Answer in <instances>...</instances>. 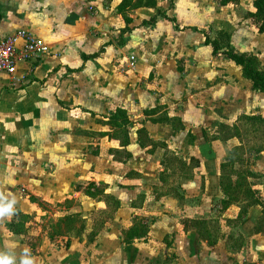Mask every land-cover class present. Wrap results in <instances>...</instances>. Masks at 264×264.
Segmentation results:
<instances>
[{"label":"rangeland","instance_id":"1","mask_svg":"<svg viewBox=\"0 0 264 264\" xmlns=\"http://www.w3.org/2000/svg\"><path fill=\"white\" fill-rule=\"evenodd\" d=\"M141 2L146 5L120 12L124 21L115 10L102 18L108 64L52 76L58 68L27 90L0 77V195L16 198L15 214L0 216V251L12 252L16 264L24 249L34 264H264V91L205 43L206 37L223 43L222 31L264 70L253 0ZM18 6V14L0 16V28L35 23L34 8ZM17 29L28 30L11 32ZM115 103L127 107L132 127L146 109L144 118L171 120L182 130H157L167 143L160 145L168 167L159 173L155 198L153 160L135 162L147 173L137 192L120 189L125 167L112 163L118 153L82 137L93 117L71 109L97 104L105 116ZM108 118V124L128 121L123 110ZM76 123L72 140L67 131ZM101 151L113 165L102 162L111 181L90 186L71 176L80 158L75 152ZM95 157L90 171L98 166ZM221 178L229 182L226 193ZM111 186L121 207L102 194Z\"/></svg>","mask_w":264,"mask_h":264},{"label":"crops","instance_id":"2","mask_svg":"<svg viewBox=\"0 0 264 264\" xmlns=\"http://www.w3.org/2000/svg\"><path fill=\"white\" fill-rule=\"evenodd\" d=\"M120 2L121 0H0V16L7 15L6 17H8L10 14L12 16L18 14V11L21 9L20 6L17 7L18 4L24 5L27 11L33 12L32 9L34 8L35 13H32V15H36V17L33 16V19H36L34 24L17 25L15 23L5 28H0V33H3L0 34V38L10 34L13 28L21 26L28 29L27 31L42 37L49 48L47 53L33 61V70L29 80L24 85L16 87H24L27 90L30 86H28L29 83L36 82L37 80L42 81L48 72H55L58 68L59 70L52 76L55 77L62 70H64L66 75L80 73L88 70L94 64H99L98 62L100 64H108L102 57L109 43L101 23L107 10L109 12L115 10V13L124 21L121 13L117 10ZM138 8L140 7L135 9ZM40 63L43 64L40 66ZM121 65L120 67H122ZM24 66L26 67L27 65ZM0 77L4 78L8 84H11L6 74L0 72ZM156 106H151L148 110L154 109ZM71 109L85 111L93 117V126L89 128V131L82 132V137L85 136L94 141L108 143L111 146L110 150L118 153V158H114L112 163L125 167V173L120 178L124 180L126 185L120 187V189L125 191L132 190L134 193L137 192L139 190L138 185H143V182H145L147 173L141 164H135V162L141 157H144L145 160H153L155 168L153 174L155 177L156 173L157 180L155 179L156 182L150 186V189L153 198H155L156 192L154 191V187L155 184L160 182L159 173L165 167H168L166 164L164 166V152L166 149L160 145L162 142H165L166 145L167 143L163 140V137L158 135L157 130L161 126L169 127L170 132L174 134H178L182 130L172 128L171 120L162 121L144 118L143 111L146 109L142 111L144 121L141 120L135 127H132L133 124L130 123L131 118L127 107L118 103H115L110 113L105 116L101 113L103 112L102 107L97 104L88 107L77 105ZM117 110H123L128 121L125 124H117L114 121L108 124V116H113ZM168 117L170 119L172 117L179 118L181 124L184 126L181 117L169 114ZM76 126L77 123L69 127L67 131L70 133V139L72 140L73 136L77 134ZM143 134H145L146 139H143ZM147 142L155 145L147 148L145 146ZM67 153L71 157L74 155V153L68 150ZM75 153H78L80 157L77 159L79 163L75 161L71 174L76 180L86 179L87 183L94 182L96 185H99V181H111L114 175L104 170L105 165L102 162L107 163L109 166L113 165L109 163L111 162L109 161L110 157L103 155L104 152L101 151L98 155H102H95L96 157L87 153ZM111 155L114 156V154ZM93 157L96 160L99 159V162L97 168L94 171H90L91 169L87 168V164H89ZM127 174L131 175L128 176ZM114 188L119 189V187ZM103 193L113 196L117 200L119 207L122 206L112 186L104 187ZM128 200V204L130 205L133 198L131 197Z\"/></svg>","mask_w":264,"mask_h":264},{"label":"trees","instance_id":"3","mask_svg":"<svg viewBox=\"0 0 264 264\" xmlns=\"http://www.w3.org/2000/svg\"><path fill=\"white\" fill-rule=\"evenodd\" d=\"M148 1H149L148 3L149 5L154 4V0H148ZM219 1L221 4H227V3H235L237 0H219ZM143 5H146V3H142L141 0H134L133 2H131V0H121V2L117 7V10L119 12H122L125 9H135L137 7H142ZM253 8L254 11L251 13V16L254 18L255 22L258 25V31L260 33H264V0H253ZM151 20H154V17H152ZM218 35L224 39L223 43H218L216 42V40L210 41L207 37L205 38V43H207L212 47L213 53L221 50V52L227 58H229L235 64L241 67L242 74L247 79H249L254 89L259 91H264V70L258 65L255 57L250 53L236 51L233 48V46L230 44L229 37L224 32L220 31ZM247 118L251 120L255 119L254 116L251 117L248 116ZM166 158L167 157H165L164 166L165 164L166 166L168 165L166 162ZM229 163L230 161H228L227 164H225V167L229 166ZM228 183L229 182H226L224 181L223 178H221L220 187L224 193H226L227 192L226 190L229 189ZM89 185L94 186L95 183H89ZM88 194L91 195L90 193ZM102 194L105 198H111V199L113 198V200L115 199L113 196L109 194L103 192ZM73 217L74 215H67L65 216V220L69 221Z\"/></svg>","mask_w":264,"mask_h":264},{"label":"built area","instance_id":"4","mask_svg":"<svg viewBox=\"0 0 264 264\" xmlns=\"http://www.w3.org/2000/svg\"><path fill=\"white\" fill-rule=\"evenodd\" d=\"M48 51V45L34 33L16 30L0 38V72L7 75L11 85H24L33 70V61Z\"/></svg>","mask_w":264,"mask_h":264},{"label":"clouds","instance_id":"5","mask_svg":"<svg viewBox=\"0 0 264 264\" xmlns=\"http://www.w3.org/2000/svg\"><path fill=\"white\" fill-rule=\"evenodd\" d=\"M0 195V216H12L16 212V198L14 196ZM14 247L9 244V248ZM0 264H16L15 255L10 251H0ZM19 264H34V258L28 249H24Z\"/></svg>","mask_w":264,"mask_h":264}]
</instances>
